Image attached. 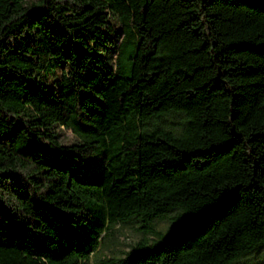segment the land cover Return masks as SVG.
<instances>
[{"label": "trees", "instance_id": "obj_1", "mask_svg": "<svg viewBox=\"0 0 264 264\" xmlns=\"http://www.w3.org/2000/svg\"><path fill=\"white\" fill-rule=\"evenodd\" d=\"M128 221L95 264H264V0H0V264Z\"/></svg>", "mask_w": 264, "mask_h": 264}, {"label": "rangeland", "instance_id": "obj_2", "mask_svg": "<svg viewBox=\"0 0 264 264\" xmlns=\"http://www.w3.org/2000/svg\"><path fill=\"white\" fill-rule=\"evenodd\" d=\"M123 58L124 57L122 56V63L124 62ZM115 94L116 89L107 88L105 90V99L107 106L110 109L114 108ZM59 135V138L64 142H68L73 138L70 131L65 128H61ZM87 162L88 164L84 167V173L89 172L98 165L100 162V156L92 155ZM163 224L164 221L162 219H157L155 222L157 227H161ZM114 226L116 227L114 237L98 241V243L88 252V264H95V260L103 256L120 255V251L126 249L128 244L135 240L139 235L135 221L116 223Z\"/></svg>", "mask_w": 264, "mask_h": 264}]
</instances>
